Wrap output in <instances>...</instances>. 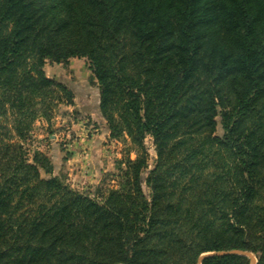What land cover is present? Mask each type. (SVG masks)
I'll list each match as a JSON object with an SVG mask.
<instances>
[{"label": "trees", "instance_id": "16d2710c", "mask_svg": "<svg viewBox=\"0 0 264 264\" xmlns=\"http://www.w3.org/2000/svg\"><path fill=\"white\" fill-rule=\"evenodd\" d=\"M71 59L130 146L93 197L24 147L74 105L44 71ZM233 251L264 264V0H0V264H251Z\"/></svg>", "mask_w": 264, "mask_h": 264}, {"label": "rangeland", "instance_id": "374dc122", "mask_svg": "<svg viewBox=\"0 0 264 264\" xmlns=\"http://www.w3.org/2000/svg\"><path fill=\"white\" fill-rule=\"evenodd\" d=\"M44 71L49 79L73 92L74 105L56 102L48 113V119L40 116L36 120L24 142L29 159L35 152L44 154L54 166L56 176L64 179L73 190L91 197L97 189L116 188L118 166L126 158L130 146L128 141L108 136V125L95 108L99 87L87 60L71 59L67 65L48 61ZM216 135H224L219 119ZM146 145L151 156V170L156 155L151 139H147ZM130 155L135 159L133 153ZM144 191L149 193L145 185ZM252 259L257 263L254 255Z\"/></svg>", "mask_w": 264, "mask_h": 264}, {"label": "water", "instance_id": "95a60500", "mask_svg": "<svg viewBox=\"0 0 264 264\" xmlns=\"http://www.w3.org/2000/svg\"><path fill=\"white\" fill-rule=\"evenodd\" d=\"M224 254H226V253H218V254H210V253H209V254L202 255V257H201L200 260H199V264H201V262H202L205 258H207V257L214 256V255H224ZM227 254H237V255L246 256V257H248V258L250 259L251 264H257V263L254 262V260L252 259V255L249 254V253H244V252H239V251H233V252H230V253H227Z\"/></svg>", "mask_w": 264, "mask_h": 264}, {"label": "crops", "instance_id": "0c3cea01", "mask_svg": "<svg viewBox=\"0 0 264 264\" xmlns=\"http://www.w3.org/2000/svg\"><path fill=\"white\" fill-rule=\"evenodd\" d=\"M99 102H100V93H96V97H95L96 105H95V108H96V110L98 111V113L100 115L101 113H100V110H99ZM108 136L110 137V135H108ZM97 140H98V138H97Z\"/></svg>", "mask_w": 264, "mask_h": 264}]
</instances>
